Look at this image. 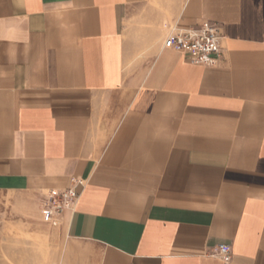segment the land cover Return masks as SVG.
<instances>
[{
    "label": "crops",
    "instance_id": "1",
    "mask_svg": "<svg viewBox=\"0 0 264 264\" xmlns=\"http://www.w3.org/2000/svg\"><path fill=\"white\" fill-rule=\"evenodd\" d=\"M0 264H264V0H0Z\"/></svg>",
    "mask_w": 264,
    "mask_h": 264
},
{
    "label": "built area",
    "instance_id": "2",
    "mask_svg": "<svg viewBox=\"0 0 264 264\" xmlns=\"http://www.w3.org/2000/svg\"><path fill=\"white\" fill-rule=\"evenodd\" d=\"M222 39L221 27L216 23L206 21L199 26L179 29L170 34L165 39L164 46L187 54L193 63L211 66L220 54ZM77 196L74 188L64 191L52 190L43 210L48 216L57 217L71 207ZM218 254L228 260L231 255L230 246L219 245Z\"/></svg>",
    "mask_w": 264,
    "mask_h": 264
}]
</instances>
